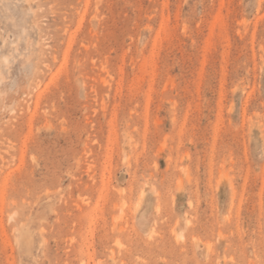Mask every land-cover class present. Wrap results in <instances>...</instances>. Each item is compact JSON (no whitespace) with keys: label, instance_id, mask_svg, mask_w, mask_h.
Returning <instances> with one entry per match:
<instances>
[{"label":"rangeland","instance_id":"rangeland-1","mask_svg":"<svg viewBox=\"0 0 264 264\" xmlns=\"http://www.w3.org/2000/svg\"><path fill=\"white\" fill-rule=\"evenodd\" d=\"M0 264H264V0H0Z\"/></svg>","mask_w":264,"mask_h":264}]
</instances>
